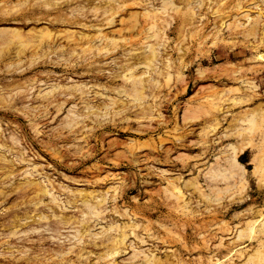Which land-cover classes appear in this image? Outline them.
<instances>
[{
    "label": "rangeland",
    "instance_id": "rangeland-1",
    "mask_svg": "<svg viewBox=\"0 0 264 264\" xmlns=\"http://www.w3.org/2000/svg\"><path fill=\"white\" fill-rule=\"evenodd\" d=\"M0 264H264V0H0Z\"/></svg>",
    "mask_w": 264,
    "mask_h": 264
}]
</instances>
